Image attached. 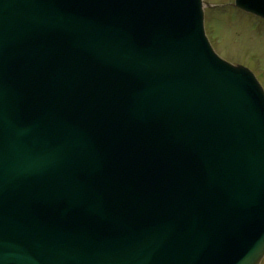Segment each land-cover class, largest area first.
<instances>
[{
  "label": "water",
  "instance_id": "water-1",
  "mask_svg": "<svg viewBox=\"0 0 264 264\" xmlns=\"http://www.w3.org/2000/svg\"><path fill=\"white\" fill-rule=\"evenodd\" d=\"M203 5L0 0V264H260L264 89Z\"/></svg>",
  "mask_w": 264,
  "mask_h": 264
},
{
  "label": "rangeland",
  "instance_id": "rangeland-1",
  "mask_svg": "<svg viewBox=\"0 0 264 264\" xmlns=\"http://www.w3.org/2000/svg\"><path fill=\"white\" fill-rule=\"evenodd\" d=\"M204 25L214 50L249 67L264 88V19L234 5V0H204ZM260 264H264V257Z\"/></svg>",
  "mask_w": 264,
  "mask_h": 264
}]
</instances>
